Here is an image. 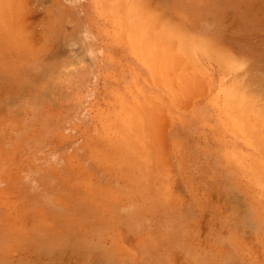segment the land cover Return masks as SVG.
<instances>
[{
    "label": "rangeland",
    "instance_id": "rangeland-1",
    "mask_svg": "<svg viewBox=\"0 0 264 264\" xmlns=\"http://www.w3.org/2000/svg\"><path fill=\"white\" fill-rule=\"evenodd\" d=\"M263 104L264 0H0V264H264Z\"/></svg>",
    "mask_w": 264,
    "mask_h": 264
},
{
    "label": "bare ground",
    "instance_id": "bare-ground-1",
    "mask_svg": "<svg viewBox=\"0 0 264 264\" xmlns=\"http://www.w3.org/2000/svg\"><path fill=\"white\" fill-rule=\"evenodd\" d=\"M181 44H182V43H181ZM229 61H231V60H229ZM226 63H227V62H226ZM228 64H229V63H228ZM240 64H241V63H240ZM243 64H244V63H243ZM243 64H242V65H243ZM240 66H241V65H240ZM240 66H239V67H240ZM241 67H242V66H241ZM241 67H240V68H241ZM240 68H239V70H240ZM234 71H235V70H234ZM239 73H240V72H239ZM237 77H238V75H237ZM237 77H236V78H237ZM256 81H257V80H256ZM247 84H249V83H247ZM247 88H248V87H247ZM238 89H239V87H238ZM228 90H229V89H228ZM238 91H239V90H237L236 92L238 93ZM248 92H249V91H248ZM237 93H236V94H237ZM234 94H235V93H234ZM238 95L241 96V91H239ZM238 95H237V96L235 95V97H240V96H238ZM245 95H246V94H245ZM229 96H230V95H229ZM231 96H232V95H231ZM233 96H234V95H233ZM259 96H260V95H259ZM251 98H252V97H251ZM242 99H245V98H242ZM248 100H249V99H247V101H248ZM231 101H232V100H231ZM247 101H246V102H247ZM236 102H237V101H236ZM241 102H242V103H241ZM240 103H241V105L244 104L243 101H239V103H237V104H240ZM248 103H249V102H248ZM251 103H252V101H251ZM251 103H250V104H251ZM259 103H260V102H259ZM261 103H262V102H261ZM250 104H249V105H250ZM263 105H264V104H263ZM230 106H231V103H230ZM247 106H248V104H247ZM256 107H257V105H256ZM259 107H260V106H259ZM240 108H241V107H240ZM246 108H247V107H246ZM263 109H264V108H263ZM243 112H244V110H243ZM262 114L264 115V111H263V113H261V115H262ZM237 115H238V114H237ZM259 115H260V113H259ZM263 115H262V116H263ZM261 119H262V117H261ZM259 120H260V119H259ZM262 121L264 122L263 119H262ZM243 123H244V122H243ZM251 123H252V122H251ZM256 124H258V123H256ZM249 125H250V124H249ZM247 126H248V125H247ZM247 126H246V127H247ZM253 127H254V126H253ZM250 128H252V127H250ZM249 132H250V131H249ZM252 132H253V131H252ZM255 132H256V131H255ZM259 132H260V131H259ZM253 133H254V132H253ZM263 133H264V132H263ZM258 139H259V138H258ZM254 141H255V139H254ZM259 141H260V140H259ZM255 143H256V141H255ZM255 143H254V144H255ZM263 143H264V142H263ZM256 144H257V146H258V147H256V148H260V147H259L260 145H259L258 143H256ZM256 144H255V145H256ZM261 144H262V143H261ZM262 147H264L263 144H262ZM260 149H261V148H260ZM258 150H259V149H258ZM261 150H262V149H261ZM262 151H263V150H262ZM260 152H261V151H260ZM263 152H264V151H263ZM251 158H252V157H251ZM255 160H256V159H255ZM251 161H252V160H251ZM258 161H259V160H258ZM256 162H257V161H256ZM263 162H264V161H263ZM253 163L255 164V161H254V160H253ZM253 163H252V164H253ZM256 164L259 165L258 163H256ZM257 165H255V166H257ZM180 166H181V165H180ZM253 166H254V165H253ZM255 166H254V167H255ZM257 168H258V167H257ZM184 169H185V168H184ZM260 170H261V169H260ZM261 172H262V171H261ZM255 174H256V173H255ZM263 177H264V176H263ZM261 178H262V177H261Z\"/></svg>",
    "mask_w": 264,
    "mask_h": 264
}]
</instances>
